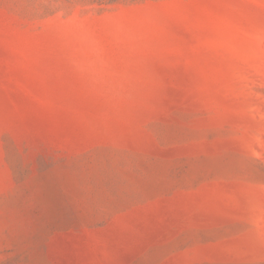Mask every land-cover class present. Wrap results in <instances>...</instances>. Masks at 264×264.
I'll list each match as a JSON object with an SVG mask.
<instances>
[{
    "label": "rangeland",
    "instance_id": "1",
    "mask_svg": "<svg viewBox=\"0 0 264 264\" xmlns=\"http://www.w3.org/2000/svg\"><path fill=\"white\" fill-rule=\"evenodd\" d=\"M0 264H264V0H0Z\"/></svg>",
    "mask_w": 264,
    "mask_h": 264
}]
</instances>
